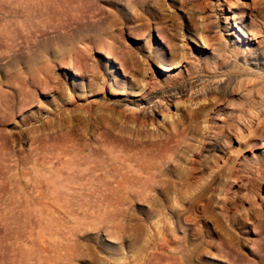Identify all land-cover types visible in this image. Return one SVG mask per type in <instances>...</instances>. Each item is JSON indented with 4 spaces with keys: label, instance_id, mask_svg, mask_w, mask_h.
Here are the masks:
<instances>
[{
    "label": "rangeland",
    "instance_id": "374dc122",
    "mask_svg": "<svg viewBox=\"0 0 264 264\" xmlns=\"http://www.w3.org/2000/svg\"><path fill=\"white\" fill-rule=\"evenodd\" d=\"M116 9L148 18L112 27L111 54L95 21ZM229 28L261 41L256 58L211 77L205 40L238 44ZM184 45L198 73L154 93L191 86L208 89L205 100L126 123L108 75L166 74L159 63L178 61ZM201 108L212 118L191 115ZM135 129L161 158L149 194L168 201L66 202L67 140L90 161L106 157L107 131L136 140ZM0 264H264V0H0Z\"/></svg>",
    "mask_w": 264,
    "mask_h": 264
},
{
    "label": "bare ground",
    "instance_id": "6f19581e",
    "mask_svg": "<svg viewBox=\"0 0 264 264\" xmlns=\"http://www.w3.org/2000/svg\"><path fill=\"white\" fill-rule=\"evenodd\" d=\"M82 1H86V0H82ZM117 1H123L125 3L128 2V0H117ZM146 4H147V7H146V10H147L150 6H149L148 1ZM144 16L145 15H142L141 13L138 14L137 12H133V14H131L129 12H122L117 9L115 13L112 12V14H110V16L108 17L104 18L102 16H98V19L95 21V23L97 24V31H98V35L95 34L97 35V41H98L97 44H99L100 47L101 46L105 47L106 50L109 51V53L114 54V52L117 49L115 46H113L114 44L113 41L115 38L112 37L109 32L111 31V28L116 25L119 26V24H122L123 26V24H127L129 20L130 21L131 20L133 21L146 20L148 17L146 18L145 16V19H144ZM225 20L228 21V17H226ZM148 24L149 23H146V25ZM70 30L71 29H69V32ZM229 30H230V33H229L230 37L234 36L237 39L238 44L234 42L233 40L232 43H227V41H225L221 44H218V46L217 44L216 46H214L215 44L210 43L208 39L205 40V43H204L205 48H209V47L211 48L210 58L212 59V68L206 71L208 75H210L211 77L212 76L217 77L218 75H220L221 74L219 73L220 70H222V67L228 65V63L230 62L229 61L230 59H234V66H235V63L239 55L248 54V58L247 57L243 58V62L246 65L253 64L252 61L254 58H256L257 54L255 55L252 50L258 47L261 41L257 40L258 42H253L252 39L246 41V39L244 40V38L241 37L242 35L243 37H246L243 33H241V36H240L233 29L229 28ZM180 54H181L180 56L178 55L179 58L176 57L178 58V61L167 62L163 59V62L159 63L160 66H162V68L164 69L166 74H161V75H159L158 73L149 74L147 76V79L145 78V80L144 79L142 80L136 77V78H133L132 80H129V81L126 80L124 82H122L117 77L111 74L108 75L107 79L111 81L112 86L116 87L114 90H117L119 87H122L120 88L121 93L116 94V93L109 92V95L115 97L114 99L115 103L116 102L120 103L121 109L119 110L118 114L120 117H122L121 119H125L124 116L128 114L129 116H126L128 117V119H125L127 120L126 123L132 122L133 124L136 122L137 124V121L141 120V123L142 122L145 123L147 121L152 125L153 121L155 120V117L158 116L159 114H167V111L169 110L170 106H172L173 104L175 105L183 104L184 105V104H187V102L188 104L190 103L194 104L196 101L199 100V99L197 100V97H202L205 100L206 93L209 92V90L208 89L203 90L202 88L195 89L194 87H191V86H180V87L172 88L167 93V95L162 99H160L156 95V93H154V90L157 87H161L162 85H166V84H170V85L181 84L184 82V80L187 79L189 75H191V73L193 72L194 74L198 73L197 70L195 71V68H194V61L196 59H191L190 56L192 52L190 51V49H188V47H185L184 45L181 48ZM148 57H150V55ZM242 71L243 70L238 71V74H243ZM201 72L203 73V70ZM95 79H98L97 75L95 76ZM142 81L145 82L143 85L144 87L140 91H138L136 94H133L131 90L141 86ZM102 89L103 87L101 88V90ZM203 91H207V92H203ZM121 101H124V102H121ZM194 105H197V104H194ZM200 111L201 113L198 112V110L197 111L191 110V115L194 118H198V114H200L202 116L201 118L204 117V122H206L208 118L210 119L212 118L210 114V110L203 112V108H201ZM182 117L183 115L181 114L178 120L181 119ZM102 118H97V119L103 120L104 118L103 119ZM170 118L174 119L175 117L173 118V116H169L167 119H170ZM107 120L111 122V124H114L113 118H108ZM172 121L170 123L173 125L176 121L174 120ZM126 123L124 125L122 124L123 126L122 125L119 126V128L122 129L123 132L125 131L128 132L132 130V128L130 130L127 129L128 125L126 126ZM137 126L139 125L137 124ZM165 126L167 125L165 124ZM138 129L137 130L135 129L137 132L134 130L136 132L135 133L136 134L135 136L137 138V139L135 138L136 140L119 139L118 138L119 135L115 136L111 134V132L107 131L108 133L106 134L107 135L106 137L108 139L106 138L107 140L105 139L104 142L102 141L103 145L101 146V147L104 146L103 150H105V152L103 153H105L106 157L101 158L100 156L99 157L93 156L97 154L91 153L92 156L90 155L91 157L90 161L89 159H87L88 161L84 160L82 162L81 158H76L77 155H73L74 150H76L74 148H73L74 150L72 149L73 141L70 142L71 139L67 140L66 152L64 151L65 156H66L65 157L66 160L64 163V165L66 166L65 168L66 176H65V181H63V183L65 182L64 186H65V192H66V196H65L66 202L73 203V204L98 203V204L111 205L113 207H117L120 205L132 203L134 201H142V202L149 203L151 205H157L163 201L165 202L168 201L167 197L165 198L154 197L149 194L150 192L159 189L157 187L159 183L158 182L159 176H158V172L156 169L161 162V158L157 159V153L155 155L156 157H152V155H150L152 146L148 144L146 141L142 140L144 137V135L142 134L144 133H141L140 131H138ZM204 133L206 134L208 133V127H204ZM180 137L181 136L179 134L178 136H176V138H180ZM166 146L168 145H165V147ZM78 151L81 152V154L83 153L80 150ZM163 151H164V154H167L169 149H164ZM81 154L80 156L82 157ZM85 156L83 157L85 158ZM62 193L64 194V192ZM163 193L166 194V192H163ZM21 197L22 196H20L19 200L21 199ZM57 198L58 197L54 199H57Z\"/></svg>",
    "mask_w": 264,
    "mask_h": 264
}]
</instances>
